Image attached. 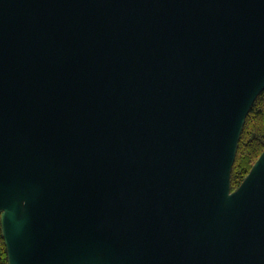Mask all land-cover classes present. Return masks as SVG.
I'll list each match as a JSON object with an SVG mask.
<instances>
[{"label":"water","instance_id":"95a60500","mask_svg":"<svg viewBox=\"0 0 264 264\" xmlns=\"http://www.w3.org/2000/svg\"><path fill=\"white\" fill-rule=\"evenodd\" d=\"M264 0H0L6 264H264Z\"/></svg>","mask_w":264,"mask_h":264},{"label":"trees","instance_id":"16d2710c","mask_svg":"<svg viewBox=\"0 0 264 264\" xmlns=\"http://www.w3.org/2000/svg\"><path fill=\"white\" fill-rule=\"evenodd\" d=\"M264 151V91L254 101L242 128L236 158L231 170V191L248 174ZM0 264H6V253L0 235Z\"/></svg>","mask_w":264,"mask_h":264}]
</instances>
